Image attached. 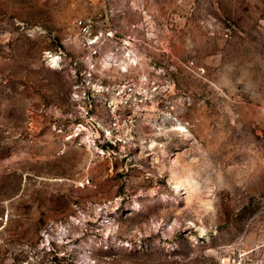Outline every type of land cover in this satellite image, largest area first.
<instances>
[{
  "label": "rangeland",
  "instance_id": "1",
  "mask_svg": "<svg viewBox=\"0 0 264 264\" xmlns=\"http://www.w3.org/2000/svg\"><path fill=\"white\" fill-rule=\"evenodd\" d=\"M263 103L264 0H0V264H264Z\"/></svg>",
  "mask_w": 264,
  "mask_h": 264
},
{
  "label": "built area",
  "instance_id": "2",
  "mask_svg": "<svg viewBox=\"0 0 264 264\" xmlns=\"http://www.w3.org/2000/svg\"><path fill=\"white\" fill-rule=\"evenodd\" d=\"M224 37H225V38H228V37H229V34H228V33H225V34H224ZM262 116H263V119H264V103H263V105H262Z\"/></svg>",
  "mask_w": 264,
  "mask_h": 264
}]
</instances>
